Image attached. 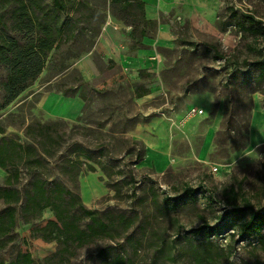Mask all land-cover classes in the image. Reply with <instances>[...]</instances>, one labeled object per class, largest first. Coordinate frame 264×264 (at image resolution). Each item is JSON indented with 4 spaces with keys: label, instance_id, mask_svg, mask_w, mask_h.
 <instances>
[{
    "label": "rangeland",
    "instance_id": "obj_1",
    "mask_svg": "<svg viewBox=\"0 0 264 264\" xmlns=\"http://www.w3.org/2000/svg\"><path fill=\"white\" fill-rule=\"evenodd\" d=\"M83 1L88 5L81 12L70 10L68 16L81 18L80 26L96 36L88 42L79 32L64 42L13 106L36 119L30 110L39 106L48 89H74L84 77L89 83H81L77 91L87 94L84 106L80 96L55 93L43 107L52 116L68 117L81 109L80 103L83 106L75 122L63 121L68 123L61 128L65 142L46 173L63 179L103 218L126 215L135 224L126 238H98L79 248L67 264H106L117 252L135 264H189L188 240L205 239L192 229L232 216L227 197L232 187L264 211V77L256 64L264 60V0H144L147 15L159 21L152 36L143 38L145 45L131 38L133 9L111 0ZM47 5L53 6L51 0ZM247 14L262 22L260 31L250 29ZM120 40L123 45L115 44ZM213 42L221 45L227 60L207 47ZM105 45L123 55L147 52L142 63L121 70L117 62L109 67L95 50H105ZM89 48L88 53H94L85 51ZM79 52L81 56L74 57ZM63 63L71 66L60 73ZM192 108L204 113L191 115ZM76 124L94 132L75 129ZM21 131L7 134L25 142ZM77 143L88 148L80 157L84 164H79L78 183L60 172L65 156L78 158L71 152ZM90 164L96 171H89ZM6 174L0 168V184ZM28 180L24 173L22 185ZM3 208L0 199V211ZM52 217L46 210L39 223ZM31 230L19 221L0 250V260L10 264L18 252L30 251L42 261L56 250L57 242L33 238ZM163 237L165 246L175 244L176 262L159 253ZM212 239L227 251L231 248L235 264L264 262V248L255 236L243 238L232 228Z\"/></svg>",
    "mask_w": 264,
    "mask_h": 264
},
{
    "label": "trees",
    "instance_id": "obj_2",
    "mask_svg": "<svg viewBox=\"0 0 264 264\" xmlns=\"http://www.w3.org/2000/svg\"><path fill=\"white\" fill-rule=\"evenodd\" d=\"M51 2L53 6L49 7L48 0H0V168L7 173L4 184H0V199L5 204V208L0 211V250L7 246L19 221L32 226L33 238L57 242L56 250L45 256L42 261H37L30 251H20L10 264H67L79 248L98 238H126L127 232L135 224V221L126 215L116 219L103 218L97 210L89 208L81 195L71 189L63 179L52 178L46 173L64 145L66 134L61 128L68 123L27 124L23 107L13 106L20 96L38 81L64 42L76 38L79 32L88 42L96 36L91 34L93 30L80 26L83 21L81 18L68 16L70 10L81 12L83 7L88 5L86 2ZM111 2L115 5L121 4L126 10H134L136 20L131 23L134 27L131 38L134 44L145 45L143 38L152 36V31H156L159 25L158 19L147 15L145 1ZM246 17L252 22L250 29L253 32L260 31L262 22L253 14H247ZM207 47L213 49L218 57L228 59L220 44L213 42ZM91 50L92 48H89L85 51L88 53ZM80 54L81 52L76 53L74 57H80ZM110 63L115 62L111 60ZM256 64L259 65L260 75L264 77V60ZM70 66L63 63L59 72H64ZM81 83L88 84L84 77L79 85ZM79 85L74 89L65 87L48 89L47 92L71 97L78 95L87 102V94L83 91L77 92ZM148 92L149 90L139 96ZM166 99H169V94ZM169 102L171 103V100ZM9 126L22 130L26 141L22 142L19 137L8 135ZM74 128L94 132L88 126L76 124ZM87 150L84 144L77 143L71 152L77 153L78 158L65 156L60 165L61 174L75 178L78 183L79 175L82 174L79 164H84L80 157L86 155ZM98 165L105 170V164L101 161ZM89 167V171H96V166L90 164ZM24 173L29 177L27 186L22 185ZM227 197L231 204L230 218H225L215 225L205 223L202 227L192 229L195 235L203 234L205 239L199 243L193 239L188 240L186 254L190 258L189 264H235L231 260V248L227 251L212 239L227 229H238L243 238L257 237L264 248V211L256 209L255 204L246 195L241 196L233 187ZM46 210L51 211L53 217L41 225L39 221ZM160 240L163 243L159 253L166 260L176 262L177 257L173 251L175 244L165 246L164 237ZM133 246L134 252L137 253V245ZM0 264H6L5 260H0ZM106 264H135V261L132 257L117 252L113 257L107 258Z\"/></svg>",
    "mask_w": 264,
    "mask_h": 264
},
{
    "label": "crops",
    "instance_id": "obj_3",
    "mask_svg": "<svg viewBox=\"0 0 264 264\" xmlns=\"http://www.w3.org/2000/svg\"><path fill=\"white\" fill-rule=\"evenodd\" d=\"M160 3H162V2H160ZM151 18H156V17H151ZM143 43H145V40L143 41ZM115 44H122L123 45V40L117 41ZM106 45H107V43H106ZM106 45H105V50H98V47H96L95 50H97L98 53H101L100 57L105 59L104 62L107 63V65L109 67H111L112 65H116L115 63H110V61L113 60L114 62H117L118 65H120L121 70L122 69H124V70L128 69L130 64H132L133 62L134 63L136 62L137 64L142 63L143 62V60H142L143 59V54H145L147 52V51H145L143 49H138L137 50V54H134V55H131V54L125 55L124 54L123 55L122 54L123 51H122V53L119 52L116 47H114V49L112 48V50L110 48L108 49L106 47ZM92 53H94V52H90L88 54H92ZM112 56H115L116 58H114ZM124 56H126V58H124ZM127 58H129V59L127 60ZM89 63L93 64V62H91V60H90ZM85 81L88 82L87 80H85ZM163 91L164 90H162V92ZM55 95H57V94H55L54 92L48 93L46 96L42 97L39 106H35V105L32 106V108L34 107V110L33 111L30 110V112L32 113V116H34L36 119H33V118L31 119L30 118L31 117L30 114L27 111H26L27 113L24 111L26 122H28V123L42 122V123H46V124H52V123L63 122V121L75 122L76 118L82 112V108H83V106L85 104L84 100L80 97L82 99L81 102H83V106H82V103H80L79 108H81V109L76 110L75 111L76 113L74 115L68 116V117H64L63 115L52 116L51 114H48L47 112H45L43 110V107L45 108L46 104L50 101L51 97L53 98V96H55ZM76 96H78V95H76ZM76 96H74V97H76ZM59 99H62V98H59ZM60 101H62V100H60ZM163 113L165 114V112H163ZM9 131L18 132V131H21V130L17 129V127H15V126H9L8 129H7V132H9Z\"/></svg>",
    "mask_w": 264,
    "mask_h": 264
},
{
    "label": "built area",
    "instance_id": "obj_4",
    "mask_svg": "<svg viewBox=\"0 0 264 264\" xmlns=\"http://www.w3.org/2000/svg\"><path fill=\"white\" fill-rule=\"evenodd\" d=\"M163 93H164V96L168 97V93L167 92L163 91ZM166 104L169 105L168 102L165 103L164 105H166ZM201 113H204V110L203 109H199V108H192V110L190 112L191 115L201 114Z\"/></svg>",
    "mask_w": 264,
    "mask_h": 264
}]
</instances>
